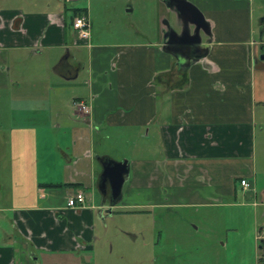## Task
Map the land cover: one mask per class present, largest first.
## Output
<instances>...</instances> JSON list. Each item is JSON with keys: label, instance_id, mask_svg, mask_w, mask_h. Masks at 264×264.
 <instances>
[{"label": "crops", "instance_id": "0c3cea01", "mask_svg": "<svg viewBox=\"0 0 264 264\" xmlns=\"http://www.w3.org/2000/svg\"><path fill=\"white\" fill-rule=\"evenodd\" d=\"M112 1L122 27L133 22L132 0ZM157 1L179 31L175 11ZM189 1L210 22L211 42L205 58L179 68L163 50L165 19L154 40L104 42L114 21L92 0H0V91L33 93L37 109L0 123V264H77L94 251L96 218L116 206L109 212L98 189L105 157L127 160L121 199L124 185L125 199L147 194L133 205L250 204L254 222L261 204L264 217V172L255 164L264 41L254 37L249 1ZM81 13L91 23L85 39L71 24ZM98 24L107 32L95 34ZM78 190L84 204L67 206ZM239 192L242 202L228 201ZM253 229L248 264H264L256 246L264 222Z\"/></svg>", "mask_w": 264, "mask_h": 264}, {"label": "rangeland", "instance_id": "374dc122", "mask_svg": "<svg viewBox=\"0 0 264 264\" xmlns=\"http://www.w3.org/2000/svg\"><path fill=\"white\" fill-rule=\"evenodd\" d=\"M99 1L101 2L92 0L94 10L98 13L100 7L107 8L106 11H109L108 14L114 21L113 24L108 23L111 27L110 32H107L102 24L93 28L97 35L100 32H107L103 33L104 42L154 40L159 34L162 19L171 22L173 18L157 0H132L130 5L134 10L127 15L133 22H127L126 26L122 27L118 22L120 14L117 8L112 7L113 1ZM245 1H249L251 5L254 37L259 40L261 36L264 39V34L261 35L257 27L263 11L257 7L260 1ZM123 2L124 0L120 1ZM123 6L119 5V11ZM71 14L69 11L68 15ZM136 28L141 33L136 32ZM30 94L33 93L28 94L24 90L0 91L2 125L26 120L22 116L26 113L25 110L27 114L37 110L34 106L36 98L28 101ZM257 116L258 148L255 164L256 171L263 173L264 106L258 107ZM50 133L56 134L54 131ZM51 148L55 149L54 142L51 143ZM127 149V154L131 155L130 148ZM124 193L126 196V185L123 188V198L113 207L112 213L104 219L96 218L94 251H86L85 259L78 261L77 264H225V261L226 264H235L237 261L240 264H248L250 229L254 228L253 230L257 232V228L263 226L264 222L261 204L255 208L256 219L252 222L251 213L254 207L250 204L231 205L225 200L226 203L223 205L212 207L183 204L172 207L137 206L133 203L144 199L147 194L144 192L138 195L133 190L130 199H125ZM241 195L239 192L235 199L230 198L228 201L240 203L243 201ZM260 197L261 195L258 196ZM221 243L226 246H222ZM259 243L258 238L256 246Z\"/></svg>", "mask_w": 264, "mask_h": 264}, {"label": "water", "instance_id": "95a60500", "mask_svg": "<svg viewBox=\"0 0 264 264\" xmlns=\"http://www.w3.org/2000/svg\"><path fill=\"white\" fill-rule=\"evenodd\" d=\"M162 1L175 11L181 27L176 31L168 21H164L166 31L163 50L174 55L179 68H186L191 63L205 58L209 51L211 31L210 22L202 11L189 0ZM201 33L207 36L204 40ZM101 164L98 189L103 197L108 196L107 210L110 212L122 197V186L128 176L129 166L126 159L114 160L110 157H105ZM103 206L104 203L98 207V211H101ZM262 241L263 239L260 240V244Z\"/></svg>", "mask_w": 264, "mask_h": 264}, {"label": "built area", "instance_id": "2783aa9c", "mask_svg": "<svg viewBox=\"0 0 264 264\" xmlns=\"http://www.w3.org/2000/svg\"><path fill=\"white\" fill-rule=\"evenodd\" d=\"M72 27L76 31V34L79 38L85 39L88 37L90 28H91V23L89 18L87 17L86 14L81 13L77 14L73 17L72 19ZM73 104L83 110V111H88L89 107L81 100H74ZM241 184L247 186L248 183L246 182L245 179L241 180ZM85 202V195L84 192L81 190L76 191L73 195L69 196L66 205L70 207H79L82 206ZM264 237V234H263Z\"/></svg>", "mask_w": 264, "mask_h": 264}, {"label": "flooded vegetation", "instance_id": "af4514ba", "mask_svg": "<svg viewBox=\"0 0 264 264\" xmlns=\"http://www.w3.org/2000/svg\"><path fill=\"white\" fill-rule=\"evenodd\" d=\"M260 2L258 3L259 6H257L260 9H263L262 14L259 18L258 21V30L260 31V34L263 35L264 34V0H259ZM260 41H264L263 38H261V36L259 37ZM260 48L258 49V57H264V44L260 43Z\"/></svg>", "mask_w": 264, "mask_h": 264}, {"label": "trees", "instance_id": "16d2710c", "mask_svg": "<svg viewBox=\"0 0 264 264\" xmlns=\"http://www.w3.org/2000/svg\"><path fill=\"white\" fill-rule=\"evenodd\" d=\"M76 14H74V16H75ZM74 16H72V19H73V17ZM71 24H72V20H71ZM60 184H50L49 186H59ZM260 246V249L261 248H264V240L261 242V244L259 245ZM260 261H264V258H262L261 256H260Z\"/></svg>", "mask_w": 264, "mask_h": 264}]
</instances>
